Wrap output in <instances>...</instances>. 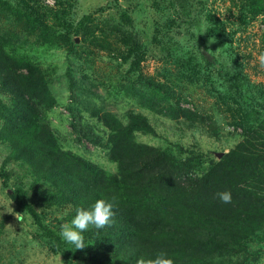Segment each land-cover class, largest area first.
<instances>
[{
    "label": "rangeland",
    "instance_id": "obj_1",
    "mask_svg": "<svg viewBox=\"0 0 264 264\" xmlns=\"http://www.w3.org/2000/svg\"><path fill=\"white\" fill-rule=\"evenodd\" d=\"M261 54L264 0H0V264H264ZM38 130L116 177L83 249L60 225L101 197H60Z\"/></svg>",
    "mask_w": 264,
    "mask_h": 264
},
{
    "label": "trees",
    "instance_id": "obj_2",
    "mask_svg": "<svg viewBox=\"0 0 264 264\" xmlns=\"http://www.w3.org/2000/svg\"><path fill=\"white\" fill-rule=\"evenodd\" d=\"M8 62L10 61H6L3 58L0 59V79H2L1 81L11 90H13V88L16 90L17 87L14 86V83L8 82L11 77L10 68L5 69L4 67ZM37 133L38 136H35L40 144L38 150L36 151L35 148V152L33 153L28 148H25V152L26 154L34 155L32 160L39 163L41 171L45 172L48 168L51 169L50 176L52 178V186L56 187L58 194L60 197L64 198L65 201L79 205L82 204V201H78V196L81 195V193L84 197H87L90 192L91 194L89 196H94L92 193H99L100 197H105L108 194L103 193L102 190L104 189L110 192V187L113 189V184L116 183V177L104 175L97 171L94 166L84 164L81 160L73 162V159L70 160L68 155L57 151L55 148L53 149L54 143L51 141V137L47 131L41 133L40 130H38L35 134ZM51 147L54 153L48 155V149ZM35 155L40 157V159H36ZM79 162H82V167L76 169L75 172L70 171L69 164ZM73 166L76 168L75 165ZM119 183L127 187L129 185L127 178L119 181ZM106 187H108V189ZM15 192L18 194L21 193L20 188H16ZM12 199L16 205H20L21 207L25 206L23 200L21 198H16V195L12 197Z\"/></svg>",
    "mask_w": 264,
    "mask_h": 264
},
{
    "label": "clouds",
    "instance_id": "obj_3",
    "mask_svg": "<svg viewBox=\"0 0 264 264\" xmlns=\"http://www.w3.org/2000/svg\"><path fill=\"white\" fill-rule=\"evenodd\" d=\"M213 40L214 38H210L209 43H212ZM259 59L261 64L264 65V54H261ZM216 195L221 202L231 203L230 191L225 190L218 192ZM114 207V200L99 198L88 208H77L74 217L69 222L60 225L59 234L61 238L65 243L74 246L75 249H83L86 246L83 234L90 229L100 230L110 226L114 222ZM17 216H19V213H17ZM136 264H174V260L166 252L160 251L151 257L138 258Z\"/></svg>",
    "mask_w": 264,
    "mask_h": 264
}]
</instances>
